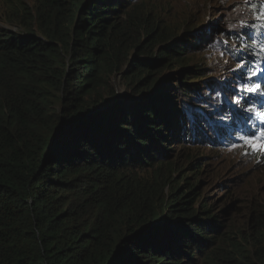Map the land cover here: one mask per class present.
Segmentation results:
<instances>
[{"label": "trees", "instance_id": "obj_1", "mask_svg": "<svg viewBox=\"0 0 264 264\" xmlns=\"http://www.w3.org/2000/svg\"><path fill=\"white\" fill-rule=\"evenodd\" d=\"M231 1L0 0L21 30L0 25V264H264V198L238 189L258 154L221 198L201 187L210 74L264 55L262 0ZM128 60L142 96L97 112Z\"/></svg>", "mask_w": 264, "mask_h": 264}, {"label": "clouds", "instance_id": "obj_2", "mask_svg": "<svg viewBox=\"0 0 264 264\" xmlns=\"http://www.w3.org/2000/svg\"><path fill=\"white\" fill-rule=\"evenodd\" d=\"M258 0H252L251 3L247 2L243 6L253 8L254 4ZM263 5L264 1L262 0ZM256 36L259 41L264 43V25L258 29ZM240 60L228 69V74L221 78V82H217V88L212 90L216 93L213 96L214 102L211 112L214 117H211V122L214 126V131L210 135L205 131L207 135V143L212 145L213 150H225L236 151L234 149L244 147V140L242 136L251 134L254 131H258L260 128L257 126V122H261V118L256 115V112H264V97L258 93H247L243 91V85L259 83L264 89V77L263 73L248 79L249 69H264V62L258 51L253 53H245L240 48ZM238 64H242V67H237ZM239 99V103H235ZM250 105H254L256 112L245 111ZM211 111V110H210ZM232 142V143H229ZM233 144L238 147H233ZM221 146V147H220ZM233 149V150H232ZM253 152V151H252ZM241 159H246V154L241 152H235ZM258 154V160L264 163V152H253Z\"/></svg>", "mask_w": 264, "mask_h": 264}, {"label": "rangeland", "instance_id": "obj_3", "mask_svg": "<svg viewBox=\"0 0 264 264\" xmlns=\"http://www.w3.org/2000/svg\"><path fill=\"white\" fill-rule=\"evenodd\" d=\"M28 1H31V0H28ZM171 1L174 3H177V4H184V3H188L191 0H171ZM227 1H228V4H225V5L229 9L233 3L231 0H227ZM222 3H224V2H222ZM222 7L224 8V6H222V5L215 6L214 4L211 6L212 10L216 11V14H220V13H218L217 9H220ZM211 14H212V12H211ZM0 25L3 27L9 28L15 32L21 33L20 28H18L17 26H11V25L5 24L4 20L0 19ZM134 57H135V53H132L129 56V60L130 61H136L134 59ZM136 59L138 61H143L145 59H149V56L137 55ZM129 60L127 61L126 65L124 66V68H123L124 70L122 71V73L116 74L112 77L109 87H110V91L113 92V95L109 98L108 101H115L116 99H118V101H125V100L131 101L133 99H137V98L142 96L141 94H143V93L140 92L141 90H134L133 86L130 85V78H124L123 73L126 70H128V68H129V64H128ZM151 70L155 71L156 68L154 67ZM157 74H158V72L153 73L152 77L153 78L156 77ZM174 74L175 73L171 69H167L165 72L160 74L159 75L160 79L157 81V83H155V86H154L152 92L157 91L159 88L163 87L166 84V82H165L166 78L169 76H174ZM227 74H228V69H227V71H225L222 74H220V73L219 74H210V77L214 78L217 82H221L220 77H223ZM171 82H174V81H170L168 83L170 84ZM174 84L177 85L176 82H174ZM144 93H145V91H144ZM113 97H118V98L114 99ZM263 97H264V95H263ZM180 98H181L180 99L181 102H183L187 106H190V104L192 103L190 98L187 96H184L181 94ZM112 99H114V100H112ZM212 107H213V104H210V110H211L210 113L216 112V111L212 110ZM261 122L263 123V126H264V120L261 119ZM256 124L259 128H262L261 123L257 122ZM229 143H232V142H229ZM195 148L199 149L200 147H195ZM179 149H180V147L176 146V150L178 151ZM234 150H236V151H225V150L217 151V150H211L209 148H206V150L200 151V153L204 152V154L207 156L206 158L202 159V161L204 163L208 162L210 165V169L219 168V173L213 175L212 171H210V174H211L210 178H209V175L207 174V175L203 176L201 179V187L204 189L203 192H205L206 195L207 194L209 195V198L211 201H213L215 199H219L223 195H225L226 190H223V189L226 188L228 185H234L236 182H238V181L234 182V179L239 177V175L242 174L244 169L253 167L251 163H246V162H248L247 159H245V158L241 159L239 157V155L237 153H235V152H239V153L243 152L244 154L253 155V152L250 149H248L246 146H244V147L236 148ZM188 172H190V170L186 169L183 174H187ZM263 174H264V172H262L260 175H258V181H256V183H255V185L258 188H255L254 190H250V187H251V186H249L250 179L244 178L238 187V189L243 190V194L240 197H243V195H245L248 198L249 197L258 198V196H259V198H264V175ZM229 192H228V194H229ZM206 195L203 194L202 197H204ZM231 195L234 198H236V196H237L235 194V192H232ZM218 203L222 204V202H218ZM246 203L247 202H242L241 209L239 212L248 211L247 207H246V205H247ZM233 217L235 219L234 223H235L236 227L238 229L242 228L244 225V219H245L244 214L243 215L236 214Z\"/></svg>", "mask_w": 264, "mask_h": 264}, {"label": "snow or ice", "instance_id": "obj_4", "mask_svg": "<svg viewBox=\"0 0 264 264\" xmlns=\"http://www.w3.org/2000/svg\"><path fill=\"white\" fill-rule=\"evenodd\" d=\"M258 19H264V13H262ZM261 51H264V46H262ZM242 64H238L237 67H242ZM264 73V69L256 68L249 69L248 79H252L255 76ZM243 91L247 93H260L264 95V89H262L261 84H245L243 85ZM235 103H239V99L234 101ZM245 111L248 112H256L255 106L250 105ZM256 115L264 120V112H256ZM241 139L244 140V146L250 149L253 152H264V127L260 128L258 131H254L251 134L242 136ZM233 147H238V145L233 144Z\"/></svg>", "mask_w": 264, "mask_h": 264}, {"label": "water", "instance_id": "obj_5", "mask_svg": "<svg viewBox=\"0 0 264 264\" xmlns=\"http://www.w3.org/2000/svg\"><path fill=\"white\" fill-rule=\"evenodd\" d=\"M114 103H115V101H108L107 103H105L102 106H100L97 109V112H102V111L106 110L107 108L111 107Z\"/></svg>", "mask_w": 264, "mask_h": 264}]
</instances>
